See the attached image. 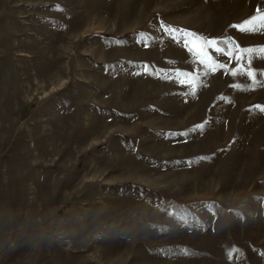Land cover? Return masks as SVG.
I'll list each match as a JSON object with an SVG mask.
<instances>
[{"label":"rangeland","instance_id":"rangeland-1","mask_svg":"<svg viewBox=\"0 0 264 264\" xmlns=\"http://www.w3.org/2000/svg\"><path fill=\"white\" fill-rule=\"evenodd\" d=\"M258 8L0 0V264H264V83L161 28L264 46Z\"/></svg>","mask_w":264,"mask_h":264},{"label":"snow or ice","instance_id":"snow-or-ice-1","mask_svg":"<svg viewBox=\"0 0 264 264\" xmlns=\"http://www.w3.org/2000/svg\"><path fill=\"white\" fill-rule=\"evenodd\" d=\"M239 27V29L244 33H256L258 31H264V8H258L257 14L252 16L249 20H246L244 24L234 26ZM161 28L164 30L165 34L171 37L177 42H183L188 46L193 41H202V46L204 48L211 47L219 56H226L229 62L241 63L245 62V66L240 69L233 70L231 74L236 76L237 74H242L250 81L253 87L264 83V80L258 79V77H264V70H258L253 67L254 61L256 59H264V46H246L243 48L237 47L233 43L232 39L229 37H224L222 39L217 38H205L198 33L192 32L190 30L184 29H173L171 26L161 24ZM189 51H194L192 48H189ZM239 53V55L237 54ZM194 55L199 58V64L204 65L209 68L211 72H215L217 69H226L227 64L224 62H219L213 60L211 56L206 51H194ZM211 61V63H209ZM143 70L145 72L149 71V66L145 65ZM183 75L184 77H189L192 74L189 72L181 73L180 70H174L170 75ZM181 84H184V80L179 81ZM236 87H244L242 85H237ZM255 108L259 109L261 112H264V106L256 105ZM205 125L200 124L195 128L190 129L189 132H194L197 129H203ZM189 132L179 133L178 135L187 136ZM238 251V250H234Z\"/></svg>","mask_w":264,"mask_h":264},{"label":"bare ground","instance_id":"bare-ground-1","mask_svg":"<svg viewBox=\"0 0 264 264\" xmlns=\"http://www.w3.org/2000/svg\"><path fill=\"white\" fill-rule=\"evenodd\" d=\"M16 150V149H15ZM16 152V151H15ZM17 153V152H16Z\"/></svg>","mask_w":264,"mask_h":264}]
</instances>
